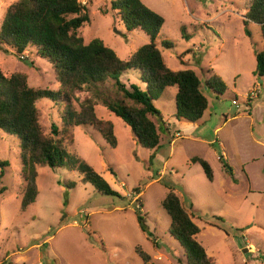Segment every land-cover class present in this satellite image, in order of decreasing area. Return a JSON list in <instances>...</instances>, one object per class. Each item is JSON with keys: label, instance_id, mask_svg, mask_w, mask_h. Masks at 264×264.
<instances>
[{"label": "rangeland", "instance_id": "obj_1", "mask_svg": "<svg viewBox=\"0 0 264 264\" xmlns=\"http://www.w3.org/2000/svg\"><path fill=\"white\" fill-rule=\"evenodd\" d=\"M14 1L0 0V24L6 7ZM80 1L90 15V22L79 29L84 43L100 38L119 58L126 59L148 42L141 30L125 29L110 9V0ZM141 2L164 18L156 44L166 64L173 70H193L202 83L216 74L225 83V91L217 97L203 86L207 109L192 123L175 118L176 87L165 88L154 105L167 120L171 134L179 131L182 136L170 144L171 134L161 123L159 147L152 158V151L135 144L119 117L96 106L98 117L113 122L117 148H109L99 133H87L79 126L73 130V144L67 151L91 165L117 192L113 196L81 181L76 170L46 166L36 169L39 193L22 211L18 148L13 137L0 131V161L8 163L0 166L5 187L0 195V262L186 264L182 247L169 233V216L160 206L167 186H172L200 228L197 240L216 264H264V90L261 78L253 74V51L263 39L258 24H243L249 0ZM161 40L174 46L163 48ZM22 55L25 59L0 49L1 71L6 76L25 73L32 87L58 88L44 58L27 51ZM121 79L143 87L131 71ZM85 95L78 92L76 97ZM248 95L250 105L246 104ZM36 105L48 134L50 124L58 122L57 108L47 99ZM183 122L188 123L184 128ZM193 156L209 162L212 181L199 164L190 162ZM110 165L116 175L108 170ZM139 204L151 237L138 226L135 210ZM136 246L149 254L148 263L142 261Z\"/></svg>", "mask_w": 264, "mask_h": 264}, {"label": "trees", "instance_id": "obj_2", "mask_svg": "<svg viewBox=\"0 0 264 264\" xmlns=\"http://www.w3.org/2000/svg\"><path fill=\"white\" fill-rule=\"evenodd\" d=\"M109 7L128 32L141 30L148 37V42L126 59L119 58L100 38L84 43L79 29L90 22V15L87 5L80 0H15L5 9L0 24V49L4 52L10 50L21 59H25L22 54L26 51L44 58L51 65L58 83L57 89L32 87L25 73L13 72L6 76L0 69V131L13 137L18 148L23 179L22 211L36 200L39 193L35 183L36 169L46 166L76 170L81 181L90 183L101 194L118 195L91 165L67 151L73 144V130L79 126L87 133H99L109 148H116L114 124L98 117L96 106H104L119 117L129 128L135 144L152 151V158L159 147L161 123L164 124L154 100L165 88L176 87L175 118L192 123L198 121L207 108L203 86L216 96L225 91V83L216 74L202 83L193 70H173L166 64L156 44L164 23L159 13L141 0H110ZM248 21L258 24L261 30L262 45L253 51V74L262 79L264 90V0H249L243 24ZM160 45L163 48L174 46L169 40H161ZM128 71L143 87L122 81L121 77ZM78 92L86 95L78 99ZM248 98L251 100L252 97H246V104L250 105ZM41 99L49 100L58 111V122L50 124L48 134L41 125V112L36 105ZM100 148L102 150L103 146ZM190 162L199 164L205 177L213 180V171L207 160L193 156ZM7 164V161H0L2 167ZM107 168L116 175L111 165ZM229 174L232 175L230 169ZM2 175L1 170L0 195L5 192L1 185ZM148 179L151 181L152 177ZM167 187L160 206L169 216V233L182 247L185 263L216 264L197 240L200 228L192 220V214L174 188ZM137 190L138 187L133 189L134 192ZM136 210L139 228L149 237L153 236L144 223L140 204ZM216 219L223 220L219 216ZM135 250L144 263L150 261L149 254L140 246ZM0 264L16 263L4 259Z\"/></svg>", "mask_w": 264, "mask_h": 264}, {"label": "crops", "instance_id": "obj_3", "mask_svg": "<svg viewBox=\"0 0 264 264\" xmlns=\"http://www.w3.org/2000/svg\"><path fill=\"white\" fill-rule=\"evenodd\" d=\"M176 93V92H175ZM155 104V103H154ZM156 107V106H155ZM157 108V107H156ZM207 109V108H206ZM205 109V110H206ZM161 113V112H160ZM161 120L164 122V129L166 130V129H168V131L166 130V132H167V134L169 135V133H171L170 132V126L168 125V123H167V120L166 119H164V117H163V115L161 114ZM181 124V123H180ZM185 124H188V123H186V122H183L181 125H182V128H184V126H185ZM217 129V128H216ZM115 130V129H114ZM115 132V131H114ZM180 133V132H179ZM180 135H181V133H180ZM116 136V135H115ZM182 136V135H181ZM160 142V141H159ZM116 148H117V146H116ZM105 175V173L103 174V176ZM139 194H142V191H140L139 192Z\"/></svg>", "mask_w": 264, "mask_h": 264}, {"label": "built area", "instance_id": "obj_4", "mask_svg": "<svg viewBox=\"0 0 264 264\" xmlns=\"http://www.w3.org/2000/svg\"><path fill=\"white\" fill-rule=\"evenodd\" d=\"M232 103L237 105L236 99L232 100ZM171 137H172V139L170 141V144H172L176 138H178V137L180 138L181 135H180V133L178 131H175V133L172 134Z\"/></svg>", "mask_w": 264, "mask_h": 264}, {"label": "water", "instance_id": "obj_5", "mask_svg": "<svg viewBox=\"0 0 264 264\" xmlns=\"http://www.w3.org/2000/svg\"><path fill=\"white\" fill-rule=\"evenodd\" d=\"M261 82H262V79L259 80V83H261Z\"/></svg>", "mask_w": 264, "mask_h": 264}]
</instances>
